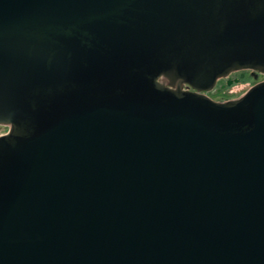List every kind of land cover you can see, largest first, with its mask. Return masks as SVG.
Here are the masks:
<instances>
[{"label": "water", "instance_id": "water-1", "mask_svg": "<svg viewBox=\"0 0 264 264\" xmlns=\"http://www.w3.org/2000/svg\"><path fill=\"white\" fill-rule=\"evenodd\" d=\"M246 70L264 0H0V264H264Z\"/></svg>", "mask_w": 264, "mask_h": 264}, {"label": "rangeland", "instance_id": "rangeland-1", "mask_svg": "<svg viewBox=\"0 0 264 264\" xmlns=\"http://www.w3.org/2000/svg\"><path fill=\"white\" fill-rule=\"evenodd\" d=\"M234 75L237 78L239 77L238 83L233 84L232 87H229V88L227 87L228 89L224 88L219 91H216V89H219L221 85H223V83L219 82L218 85H216L213 90L205 92L204 95H206L207 97H209L210 99L216 102L236 99V98H239L241 95H243L247 90H249L256 83L264 81L263 74H256V78H254V76L251 74L250 71L249 72L248 71L247 72L237 71L234 73ZM6 130H8L7 127L0 126V132L6 131Z\"/></svg>", "mask_w": 264, "mask_h": 264}, {"label": "flooded vegetation", "instance_id": "flooded-vegetation-1", "mask_svg": "<svg viewBox=\"0 0 264 264\" xmlns=\"http://www.w3.org/2000/svg\"><path fill=\"white\" fill-rule=\"evenodd\" d=\"M248 70H246V71H243V72H247ZM249 72V71H248ZM234 73L235 72H233V73H231L226 79H220V80H218L217 81V83H216V85H218V83L219 82H221V83H223L224 84V82L227 80V79H230V80H233V79H239V77L237 78V77H235V75H234ZM245 75V74H244ZM243 75V76H244ZM233 76V77H232ZM233 86V85H232ZM232 86H230V87H232ZM229 88V87H228ZM228 88H226V89H228ZM183 89H187V87L186 86H183ZM187 90H190V89H187ZM226 101V100H225Z\"/></svg>", "mask_w": 264, "mask_h": 264}]
</instances>
